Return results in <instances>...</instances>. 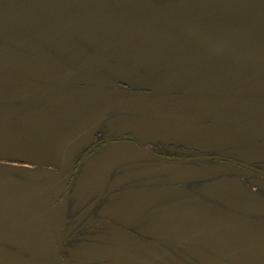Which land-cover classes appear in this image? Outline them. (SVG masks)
Masks as SVG:
<instances>
[{"label":"flooded vegetation","instance_id":"af4514ba","mask_svg":"<svg viewBox=\"0 0 264 264\" xmlns=\"http://www.w3.org/2000/svg\"><path fill=\"white\" fill-rule=\"evenodd\" d=\"M175 3L0 0L15 264H264V19L209 16L256 22L241 56Z\"/></svg>","mask_w":264,"mask_h":264},{"label":"water","instance_id":"95a60500","mask_svg":"<svg viewBox=\"0 0 264 264\" xmlns=\"http://www.w3.org/2000/svg\"><path fill=\"white\" fill-rule=\"evenodd\" d=\"M188 12H182V17H188L195 19V23L198 24V37L203 42L220 48L222 50L241 55L252 56L256 52V46L254 45L255 39H259L257 35H253L249 27H251L253 21H229L226 19H217L209 16H203L196 13H191L189 16H185ZM179 20V21H180ZM248 32L250 34H248ZM0 196H6L0 194ZM12 222L0 223V226L10 225ZM2 259V260H1ZM0 260L2 264H15L17 261L10 255L0 252Z\"/></svg>","mask_w":264,"mask_h":264},{"label":"rangeland","instance_id":"374dc122","mask_svg":"<svg viewBox=\"0 0 264 264\" xmlns=\"http://www.w3.org/2000/svg\"><path fill=\"white\" fill-rule=\"evenodd\" d=\"M167 0H156L157 3ZM179 8H184L188 12H195L203 16L222 15L235 20H242L245 16L257 12L259 18L264 19V5H260L257 0H172ZM147 4L150 0H144ZM188 3V4H187ZM152 7L153 4H150ZM255 19V18H254ZM122 66V65H120Z\"/></svg>","mask_w":264,"mask_h":264}]
</instances>
